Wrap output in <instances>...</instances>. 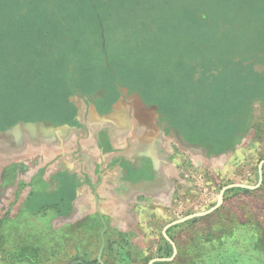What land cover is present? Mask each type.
I'll use <instances>...</instances> for the list:
<instances>
[{
  "label": "rangeland",
  "instance_id": "rangeland-1",
  "mask_svg": "<svg viewBox=\"0 0 264 264\" xmlns=\"http://www.w3.org/2000/svg\"><path fill=\"white\" fill-rule=\"evenodd\" d=\"M68 42L87 55L81 64L108 59L167 105L188 139L173 142L167 195L141 196L109 219L95 205L85 221L39 220L44 208H28L37 173L18 163L44 125L19 115L59 103L57 76L75 56ZM263 55L264 0H0V264H264V96H250L236 131L228 121L264 85ZM222 191L217 210L167 228Z\"/></svg>",
  "mask_w": 264,
  "mask_h": 264
},
{
  "label": "crops",
  "instance_id": "crops-1",
  "mask_svg": "<svg viewBox=\"0 0 264 264\" xmlns=\"http://www.w3.org/2000/svg\"><path fill=\"white\" fill-rule=\"evenodd\" d=\"M60 35V40L66 36ZM71 43L64 48L75 56L59 71L62 81L57 79L54 85L59 103L30 107L19 115L20 123L44 125L37 130V148L28 150L18 163L21 170L37 173L26 203L30 210L44 208L39 220L85 221L92 219L93 205L109 219L108 213L122 211L141 196L167 195L173 187V142L184 141L187 146L188 139L152 88L121 79L108 59L98 67L94 60L81 64L87 55L78 57L77 46ZM172 59L169 54L168 63ZM94 72H100L99 82L93 79ZM247 106L241 109L244 117ZM235 116L229 118L235 121ZM29 162L37 165L31 167Z\"/></svg>",
  "mask_w": 264,
  "mask_h": 264
},
{
  "label": "water",
  "instance_id": "water-1",
  "mask_svg": "<svg viewBox=\"0 0 264 264\" xmlns=\"http://www.w3.org/2000/svg\"><path fill=\"white\" fill-rule=\"evenodd\" d=\"M263 164H264V160L261 161L260 164H259V176H260V179H259V183H258V185H259L260 182H261V173H262L261 168H262V165H263ZM258 185H256V186H247V185H242V184H234V185H230V186L227 187V188H233V187H236V188H242V189H250V190H252V189H255L256 187H258ZM222 193H223V191L221 192V194H220V196H219V200H218L217 204H216L214 207L210 208V209L207 210V211H203V212H199V213H194V214L188 215V216H186V217H184V218H182V219H180V220H177V221H175V222L169 224V225L167 226V228H168V227H171V226H173V225H176V224L183 223V222H185V221H188V220L194 219V218L205 217V216H207L208 214H211L212 212H214L215 210H217V209L220 207V205H221V203H222ZM99 215L101 216V214H99ZM103 231H104V230H103ZM167 239H168V238H167ZM168 241H169V243H170V244L172 245V247H173V256H174V255L176 254V248H175V246H174V243H173L171 240L168 239ZM173 256H172L171 258H169V259H157V260H155V261H171L172 258H173ZM153 262H154V261H150L148 264H152Z\"/></svg>",
  "mask_w": 264,
  "mask_h": 264
},
{
  "label": "trees",
  "instance_id": "trees-1",
  "mask_svg": "<svg viewBox=\"0 0 264 264\" xmlns=\"http://www.w3.org/2000/svg\"><path fill=\"white\" fill-rule=\"evenodd\" d=\"M201 18V17H200ZM199 18V19H200ZM202 19V22H201V24H203V25H205V24H207L208 23V20H207V18L206 17H203V18H201ZM64 28V27H63ZM171 44H173V45H175L176 43L174 42V43H171ZM262 59H264V55L262 56ZM239 62H240V60H238ZM256 61V60H255ZM254 61V62H255ZM254 62L252 63V64H254ZM257 62V61H256ZM251 64V65H252ZM260 84L259 85H261V84H263L264 83V80L262 81H260L259 82ZM258 88H256L255 90H254V87L252 88V91L250 92V95H248V96H246L245 95V97H244V99H243V105H242V107L241 108H239L238 110H239V112L238 113H236V116H235V121H233V118H229L228 119V121H229V123L230 124H235L236 123V127L235 126H233V128L232 129H234V131H236V129H238L239 127H240V125H241V123H243L244 121H245V117H244V115H243V110L245 109L244 108V106L245 105H248V103H249V101H250V96H252V97H254V95H255V97L257 96H259V97H262V96H264V85L263 86H257ZM242 108H244L243 110H241ZM231 113H232V111H231Z\"/></svg>",
  "mask_w": 264,
  "mask_h": 264
}]
</instances>
